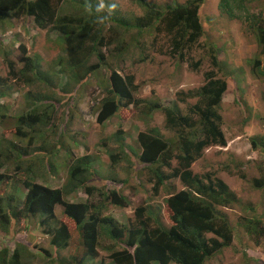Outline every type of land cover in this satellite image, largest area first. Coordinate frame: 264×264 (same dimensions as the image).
Returning <instances> with one entry per match:
<instances>
[{
    "label": "rangeland",
    "instance_id": "rangeland-1",
    "mask_svg": "<svg viewBox=\"0 0 264 264\" xmlns=\"http://www.w3.org/2000/svg\"><path fill=\"white\" fill-rule=\"evenodd\" d=\"M81 1V4L90 2ZM218 1H202L205 4L201 12H213L217 17L214 20L203 19L205 34L191 45L179 42L183 47L177 49L172 39L174 32L167 30L163 14L169 7L183 4L186 0H103L105 9L101 14L105 21L100 24L101 43L96 45L102 61L96 52L89 49L90 53L83 56L88 57L86 64L98 65L95 71L78 80H69L67 43L63 34L54 27L57 20L41 28L32 16L7 17L0 26V81L5 82L0 87V93H3L0 95V172H7L10 179L7 187L6 184L0 185V192L4 195L16 194L23 200L25 175L21 172L27 166H43L49 160L47 158H51L52 163L59 165V173L64 177L78 158L89 154L88 165L91 170L86 172L91 174L95 170V176L90 181L97 189L106 190L103 185L107 183L105 180L109 174L117 179L126 178L130 174L131 183L128 182V185L135 186L134 189L124 187L130 201L127 208L119 209L107 203L104 213H113L115 218L121 220L122 216L131 214L132 209L142 203L161 204L162 220L167 226L171 225V212L163 200L169 193L185 188L184 185L177 178L168 180L158 190V195L153 196L152 190L146 188L141 191L138 188V179L133 169L120 165L114 170L108 167L106 152L109 148H115L113 132L117 127L116 116L98 123L96 115L102 99L106 97L110 69L122 76L134 74V81L139 88L138 96L144 101L143 105L151 101H157L163 106L173 104L183 115L196 111L194 106L199 102L198 93L206 81L205 74L212 71L217 78L227 83L219 109L220 128L226 145H212L205 149L204 156L191 165V170L198 174L212 172L214 176L217 175L237 193L238 201L223 208L233 229L232 242L204 264H264V235L259 232L248 234L245 228L247 224L264 226V185L262 188L251 185L253 177L262 176L264 179V77H257L253 72L257 62L256 57L254 60L253 57L258 53V47L248 29L252 27L253 20L247 21L250 14L259 15L264 27V0H230L232 4L235 1L240 6L239 9L233 4V12L244 14L241 19L232 20H228V16L218 15ZM92 2L96 7L101 0ZM113 3L116 8L109 13L108 5ZM81 4L78 0L68 4L66 0L60 3L58 14L81 13ZM91 44L86 42L85 46ZM214 47L219 48L217 61H224L220 70L212 63ZM260 54L259 64L264 70L263 51L260 50ZM24 56L35 64V73L29 71L25 77L20 71ZM6 61L13 65L14 77L8 73ZM70 93L71 96H68ZM37 95L41 98L37 100L40 104L39 113L48 111L52 119L47 123H44L45 119L37 120L31 131L32 127L20 122L19 116L29 112V103ZM122 113L126 114L125 119L121 118L123 126L131 127L134 135L140 129L155 128L162 137L175 141L177 135L165 126L161 110L151 111L129 105V109L120 110ZM252 136L262 138L259 139L262 144L252 147ZM44 142V149L34 154V148L42 146ZM165 172L168 173L167 169ZM47 183L52 187L58 186L51 179ZM118 186L121 184L111 182L108 188L111 190ZM97 193L94 190V195L90 197L81 187L71 199L83 201L92 198L93 201L103 202V197ZM62 219L75 231V225L69 217L62 216ZM24 226L28 229L27 236ZM13 228L14 232L19 231L17 237L20 239L13 236L18 242L23 241L25 235V238L36 243L37 249L52 248L50 238L42 233L38 218L17 220ZM73 237L65 250H51L57 259L55 262L49 263L39 253L40 256L27 257L23 264H60L61 257L66 255L68 258L71 253L79 251L77 246L81 240L77 233ZM11 238V235L0 231V247L3 242L13 246ZM101 254L105 258V253Z\"/></svg>",
    "mask_w": 264,
    "mask_h": 264
},
{
    "label": "trees",
    "instance_id": "trees-1",
    "mask_svg": "<svg viewBox=\"0 0 264 264\" xmlns=\"http://www.w3.org/2000/svg\"><path fill=\"white\" fill-rule=\"evenodd\" d=\"M67 1L68 4L72 2V0ZM202 1L204 0H186L183 4L169 7L163 14L167 30L170 33L174 32L172 39L177 49L183 47L179 42L184 41L191 45L205 34L203 19L214 20L216 15L213 12H201L205 4ZM62 2L66 0H0V26L7 17L32 16L36 25L41 28H44L46 23L57 20L54 27L63 34L67 43L69 80H78L83 75L91 74L98 65L86 64L88 57L83 58V56L85 53L86 55L90 53L89 49L96 52V56L100 62L102 61V56L96 49V45L101 43L102 30L96 19L102 14L96 12L92 0L84 4L78 0L81 4V13L58 14ZM88 4L92 5L91 12L87 11ZM233 4L240 9L235 1ZM233 4L230 0H219L216 5L218 15L228 16V20L241 19L244 14L234 13ZM73 9L78 11L77 8ZM249 16L251 18L249 17L247 21L251 19L253 21L252 27L248 29L255 37L258 47V53L253 57V60L255 57L257 59L253 72L258 75L257 77H264V70L259 64L260 50L264 53L262 17L255 14ZM136 25L140 26L137 23ZM86 42L93 44L86 47ZM218 51L219 48L214 47L212 63L214 62L216 68L220 70L224 61L222 59L217 61ZM25 57L22 58L23 66L20 69L24 77L29 71L35 73V64ZM6 62L8 73L14 77L13 65L9 61ZM215 74L212 71L205 74L206 81L198 93L199 102L194 106L196 111L183 115L173 104L163 106L157 101H151L148 105H143L144 101L138 96L139 88L134 81V74L122 76L115 70H109L106 97L102 99L96 115L98 123L116 116L117 127L113 132V140L116 143L115 148L107 149V166H111L113 170L119 165L133 169L138 179V188L141 191L146 188L148 191L152 190L153 196L158 195V190L165 186L168 180L179 179L185 188L169 193V196L163 200L171 212V225L167 226L162 220L161 204L142 203L134 207L131 214L122 216L121 220L115 218L113 213H104L107 203L119 209L130 205L124 187L135 188L128 185V182L131 183L132 175L128 174L126 178L117 179L109 174L105 180L107 183L103 185L106 186V190L102 191L95 188L90 181L95 176V170L92 171L93 174L86 172L91 170L87 158L77 159L64 177L59 173V165L52 163L51 158H47L49 160L43 166L31 164L21 172L23 176L25 175L23 200L16 194L4 195L0 192V231L20 239L17 237L19 231L13 230L15 222L23 218L36 217L39 226L43 228L42 233L50 238L49 244L52 248L37 249L36 243L25 238L28 229L24 226L23 241L18 242L13 238V250L7 245L0 248V264H22L21 259L25 262L27 257H37L39 253H42L44 257L42 259H48L49 263L55 262L57 259L52 255L51 250L53 252L65 250L70 246L75 233L81 240L77 246L79 251L71 253L68 258L66 255L61 257L60 264H170L172 262L204 264L212 255L229 246L233 239V229L223 208L236 203L238 195L224 180L217 175L214 176L212 172L198 174L191 170V165L204 156L205 149L212 145H226V139L220 128L219 109L222 95L227 90V83L224 79L217 78ZM21 78L23 77L19 79ZM4 83L0 81V87ZM68 96H71V93ZM39 99L41 98L38 95L32 99L29 103V112L19 116L20 122L27 123L31 127L38 122L37 120L45 119L44 123L50 122L52 116L48 111L44 110L41 114L38 111ZM49 103L52 104L53 101ZM129 105L151 111L161 110L165 126L177 135L175 141L162 137L155 128L140 129L135 135L131 127L125 128L121 118L125 119L126 114L121 115L120 110L129 109ZM259 139L262 138L251 137L252 147L256 148L262 144ZM45 146L46 142L34 148V154L41 152L39 149H44ZM173 160L175 162H172ZM123 163L126 165H122ZM4 173L0 172V185L6 184L7 187L10 176L7 172ZM84 173L88 175L85 176ZM261 177H253L251 185L262 188L264 179ZM49 179L58 186H50L47 183ZM60 179L62 180L59 185ZM111 182L121 186L109 190L108 186ZM81 187L90 197L94 195V190H97V194L103 197L104 201L96 202L92 198L83 201L72 200L71 198L78 194ZM62 216L72 220L75 231L70 228L66 220L62 219ZM245 228L248 234L259 232L264 235V226L261 224H247ZM32 235L34 236V233ZM102 252L105 253V258L101 256Z\"/></svg>",
    "mask_w": 264,
    "mask_h": 264
},
{
    "label": "clouds",
    "instance_id": "clouds-1",
    "mask_svg": "<svg viewBox=\"0 0 264 264\" xmlns=\"http://www.w3.org/2000/svg\"><path fill=\"white\" fill-rule=\"evenodd\" d=\"M116 8V4H111V5H108V11H109V13H111L114 9ZM105 9V4L103 3V0H101V3H99L97 6H96V12H101V11H103ZM91 10H92V5L91 4H88L87 5V11H89V12H91ZM22 17V16H21ZM30 17V16H29ZM18 18V17H17ZM104 21H105V17L104 16H98L97 17V19H96V22L98 23V24H103L104 23ZM89 154H86V155H84L83 157H85V158H87V161H88V163H89V161H90V158H89V156H88ZM79 159V158H78ZM77 161V160H76ZM67 172H68V170L65 172V174H67ZM38 181H40V180H38ZM95 185V184H94ZM96 188V187H95ZM25 190V189H24ZM25 193V192H24ZM84 193H85V191H84ZM23 197H24V194H23ZM10 241H13V236H12V238L10 239ZM4 245H7V247L8 248H10L11 250H13L14 249V245L13 246H11V245H9V244H7L6 242H3L2 243V245H1V247L0 248H2V246H4ZM26 262V261H25ZM21 263L23 264L24 262H22V259H21Z\"/></svg>",
    "mask_w": 264,
    "mask_h": 264
}]
</instances>
